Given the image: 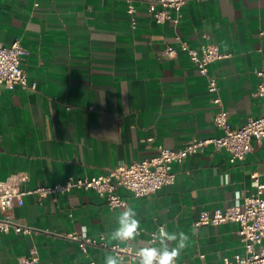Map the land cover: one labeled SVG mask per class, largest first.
<instances>
[{
  "label": "crops",
  "instance_id": "1",
  "mask_svg": "<svg viewBox=\"0 0 264 264\" xmlns=\"http://www.w3.org/2000/svg\"><path fill=\"white\" fill-rule=\"evenodd\" d=\"M132 3L135 27L127 0H0V43L20 41L26 49L21 66L36 84L0 91V181L25 171L22 187L32 189L69 175L97 176L152 156L157 145L177 149L194 136L220 135L207 76L185 50L162 55L166 45L181 40L195 49L211 43L227 54L209 64L208 75L217 79L232 127L264 112V94H256L264 81L256 73L264 68V0H188L176 23L157 22L147 0ZM173 169V184L144 196L117 187L125 205L113 208L93 189L25 194L21 205L1 214L33 232L0 231V264H19L31 248L39 264H104L107 255H116L111 249L82 250L69 234L103 235L108 246L138 250L149 246V233L160 226L189 237L178 264H222L242 253L234 222L198 230L193 222L202 211L230 207L237 192H254L251 173L264 170V137L252 140L243 159L230 162L228 152L208 145ZM224 174L230 180L221 184ZM128 206L138 214L139 235L111 242L115 218Z\"/></svg>",
  "mask_w": 264,
  "mask_h": 264
},
{
  "label": "built area",
  "instance_id": "2",
  "mask_svg": "<svg viewBox=\"0 0 264 264\" xmlns=\"http://www.w3.org/2000/svg\"><path fill=\"white\" fill-rule=\"evenodd\" d=\"M188 0H147L148 13L157 22L171 20L176 23L180 16L182 5ZM201 1V0H196ZM127 12L130 15L132 27L137 20L132 0H127ZM179 50H185L194 64L197 72L207 76V89L212 93L210 102L215 104L217 110L213 116L214 127L222 133L214 137H192L177 149H171L162 145L156 146V153L150 157L133 160L111 168L108 173L92 177L67 176L62 182L53 185H42L32 189H24L23 183L29 178L25 171L17 172L4 181H0V231L31 234L32 226L14 221L1 211L12 207L15 203L21 205L23 197L27 193L37 197H45L49 194L67 193L72 188L93 189L103 197L106 204L114 206L125 205V199L117 193V187L127 189L133 196L139 197L157 191L161 186L173 184L175 180L174 164L182 162L190 154L201 151L208 145L215 149H224L229 154L230 162L240 160L252 148V140H260L264 137V112L257 117H251L241 125L232 127L228 122V114L221 107L219 84L214 76L208 75L209 64L215 60L224 58L226 53L217 45L205 43L199 49L189 47L186 42L179 41L178 46L166 45L162 50L164 57H175ZM26 49L19 40H14L9 46L0 43V91L3 87L13 88L18 85L22 88L35 89V82H30L25 70L21 66V58ZM264 78V68L256 72ZM256 94H264V81L261 80L256 88ZM152 138H148L151 141ZM254 192L243 195L237 192L234 202L230 207L217 208L212 211H202L194 220L195 230L207 224H220L231 221L236 224V233L243 246V252L232 257H224L222 264H264V170L251 173ZM162 227V226H160ZM159 227V228H160ZM158 228V229H159ZM158 229L149 233V246H155L153 237ZM78 246L85 250L89 245H102L111 249L117 256L128 254L125 264H138L136 253L129 247L117 244L107 245L104 236H85L81 234H69ZM204 258V254H200ZM19 264H39V255L36 248L19 258ZM176 264H178L176 262ZM205 264V263H201Z\"/></svg>",
  "mask_w": 264,
  "mask_h": 264
},
{
  "label": "clouds",
  "instance_id": "3",
  "mask_svg": "<svg viewBox=\"0 0 264 264\" xmlns=\"http://www.w3.org/2000/svg\"><path fill=\"white\" fill-rule=\"evenodd\" d=\"M229 180L227 174H224L221 184H226ZM137 216L133 207L123 208L115 218L116 226L110 232V241H131L139 235L141 225ZM188 240L189 237L184 232H169L162 226L153 237L152 243L156 246L142 248L136 253L138 264H176ZM173 242L176 246H172ZM104 264H125V261L119 256L109 254L105 257Z\"/></svg>",
  "mask_w": 264,
  "mask_h": 264
}]
</instances>
